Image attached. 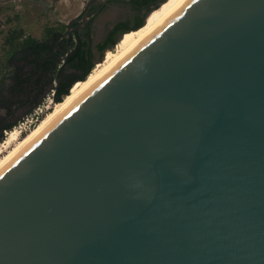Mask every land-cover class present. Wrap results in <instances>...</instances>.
I'll return each instance as SVG.
<instances>
[{
	"label": "water",
	"instance_id": "1",
	"mask_svg": "<svg viewBox=\"0 0 264 264\" xmlns=\"http://www.w3.org/2000/svg\"><path fill=\"white\" fill-rule=\"evenodd\" d=\"M0 264H264V0H183L5 163Z\"/></svg>",
	"mask_w": 264,
	"mask_h": 264
},
{
	"label": "trees",
	"instance_id": "2",
	"mask_svg": "<svg viewBox=\"0 0 264 264\" xmlns=\"http://www.w3.org/2000/svg\"><path fill=\"white\" fill-rule=\"evenodd\" d=\"M152 1L154 0H129L125 4H129L130 10L136 15L141 7ZM115 2L123 3L120 0ZM151 9L152 7L148 9L147 13ZM131 18L128 15L126 19L117 21L113 25V31L107 30L105 39L96 45L97 54H93L91 51L89 27L86 33L88 40L81 39L76 33L69 40H64L68 48L60 52H54L53 48L66 25H45L39 38L26 34L25 29L20 25L10 27L3 40L4 56L0 58V107L6 110V114L1 118L3 120L1 130L12 131V128L17 125L19 118L14 115L13 106H17L15 110L19 108L22 117H26L51 89L54 90L56 105L61 103L70 94L73 86L88 78V75L96 67H94L95 62L102 59L103 52L116 45L119 38L112 33H118V30L119 32L124 31L130 24ZM133 20H138V16H134ZM12 21L13 19L9 17L8 22ZM136 22L137 28L142 24V19L139 18ZM61 46L65 47V44ZM56 54H59V57ZM2 69L5 70L4 73H2ZM4 74H9L10 84L7 87L9 96L3 93ZM55 106L43 118L48 116ZM6 117H10L11 120L4 122ZM26 134L20 135V138ZM1 140L2 135H0Z\"/></svg>",
	"mask_w": 264,
	"mask_h": 264
},
{
	"label": "rangeland",
	"instance_id": "3",
	"mask_svg": "<svg viewBox=\"0 0 264 264\" xmlns=\"http://www.w3.org/2000/svg\"><path fill=\"white\" fill-rule=\"evenodd\" d=\"M88 1L89 0H0V58H3L4 56V51L2 50L3 40L10 27L14 25H20L25 29L26 34L28 33L33 37L39 38L45 25H66L81 14ZM128 15L129 6L127 4H109L94 18L91 23L90 33L93 42H98L101 40L108 28H110L114 22L123 20L127 18ZM9 17L13 19L11 23L8 22ZM117 48L118 42L113 48L105 50L103 52L102 59L99 62L96 61L94 67L97 66L98 63H102L105 60V53L108 50L116 51ZM4 72L5 70L2 69V73ZM4 76L3 93L6 96H9L7 91V87L10 84L9 74H4ZM16 107L13 106L12 109L14 111V115L19 118V121L16 127H13L12 129L17 128L18 130L19 123L23 121L25 117H22V112L19 108L15 110ZM5 114V108L0 107V135H2L0 145L5 143L10 131L1 130V123L3 122L1 118ZM6 118L7 119H5L4 122L11 120L10 117ZM21 135H23V133ZM19 139H21L20 136ZM16 143L17 141H14L11 146Z\"/></svg>",
	"mask_w": 264,
	"mask_h": 264
},
{
	"label": "bare ground",
	"instance_id": "4",
	"mask_svg": "<svg viewBox=\"0 0 264 264\" xmlns=\"http://www.w3.org/2000/svg\"><path fill=\"white\" fill-rule=\"evenodd\" d=\"M183 0H165L155 8L146 18L142 27L122 34L118 41L116 51L108 50L105 53V60L98 64L88 75V78L71 88L70 94L57 104L54 110L37 125L26 132L27 134L19 139V132L13 129L8 133V138L3 145H0V168L7 163L20 149H22L33 137H35L50 121H52L63 109H65L75 98L86 88L105 73L112 65L132 49L143 37L151 32L161 21H163ZM19 139V140H18ZM17 141L16 144H11ZM11 146V147H10ZM7 149V150H6Z\"/></svg>",
	"mask_w": 264,
	"mask_h": 264
},
{
	"label": "flooded vegetation",
	"instance_id": "5",
	"mask_svg": "<svg viewBox=\"0 0 264 264\" xmlns=\"http://www.w3.org/2000/svg\"><path fill=\"white\" fill-rule=\"evenodd\" d=\"M116 0H105L104 3H100V2H96V3H92V0H89L85 6V8L83 9V11L81 12V14L79 16H77L75 19L71 20L69 23L66 24V28L64 30V32L59 35L58 39L56 40V45L55 47L53 48V51L54 52H57V51H62L66 48H68L67 46V43H65L66 41L64 40H69L71 38V36H75V34L77 33L81 39H87V28H88V31H89V36H90V39H91V42H90V46H91V51L93 54H97L98 51H97V43H99V41H103L106 37V33L103 35L102 39L99 40L98 42H93V39L91 37V33H90V26H91V23L92 21L94 20V18L99 14L101 13L109 4L111 3H116L115 2ZM161 0H154L152 2H150L149 4H146L145 6L141 7L139 12H136V15L138 16V20L139 18L144 19V17L146 16V13L148 11L149 8L157 5V3H159ZM123 2V1H121ZM125 3V2H123ZM127 4V3H126ZM129 6V4H127ZM86 12V15L88 16V20L86 22V24L80 28V26L82 25V22H81V16L83 15V13ZM129 15H130V24H128V26L124 29V31L122 32H119L118 30V33H112L113 35H117L118 38H120V36L126 32L128 29L129 30H133L136 28V21L138 20H133L135 13L133 14V12L130 10V6H129ZM126 19V18H125ZM124 20V19H123ZM120 21V20H118ZM117 22V21H116ZM114 22L110 28H108L109 30L113 31V25L116 23ZM70 28V33H69V36L67 37L66 36V33H67V29ZM88 40V39H87ZM62 44H65V47L61 46ZM107 50V49H106ZM58 57H59V54H56Z\"/></svg>",
	"mask_w": 264,
	"mask_h": 264
},
{
	"label": "built area",
	"instance_id": "6",
	"mask_svg": "<svg viewBox=\"0 0 264 264\" xmlns=\"http://www.w3.org/2000/svg\"><path fill=\"white\" fill-rule=\"evenodd\" d=\"M55 105L56 102L54 101V90L51 89V91L44 96V98L33 109V111L19 123V134H25L26 132L34 128L37 123L46 115V113L49 112Z\"/></svg>",
	"mask_w": 264,
	"mask_h": 264
}]
</instances>
